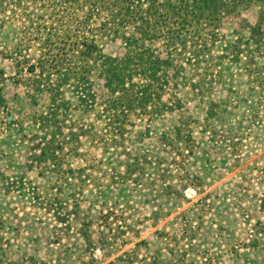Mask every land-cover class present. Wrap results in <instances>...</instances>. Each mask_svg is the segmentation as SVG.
I'll return each mask as SVG.
<instances>
[{
  "label": "trees",
  "instance_id": "16d2710c",
  "mask_svg": "<svg viewBox=\"0 0 264 264\" xmlns=\"http://www.w3.org/2000/svg\"><path fill=\"white\" fill-rule=\"evenodd\" d=\"M0 36V56L15 69L7 76L0 66V110L7 114L0 122L9 130L18 125L31 168L55 175V196L47 200L64 193L77 199L108 154L124 153L129 173L151 163L130 142L139 124L182 109L183 92L204 106L205 131L214 138L248 134L263 121L264 0H0ZM106 39L120 40L121 51L106 53ZM239 76L247 92L234 85ZM9 79L34 105L44 102L28 126L8 108ZM162 142L177 149L182 142L186 154L197 146L183 127ZM56 220L70 225L65 216ZM89 227L81 228L86 238ZM5 228L0 215V264H20Z\"/></svg>",
  "mask_w": 264,
  "mask_h": 264
},
{
  "label": "rangeland",
  "instance_id": "374dc122",
  "mask_svg": "<svg viewBox=\"0 0 264 264\" xmlns=\"http://www.w3.org/2000/svg\"><path fill=\"white\" fill-rule=\"evenodd\" d=\"M103 46L108 54L122 49L120 40L106 39ZM0 66L7 76L14 75L11 60L0 56ZM96 83L98 90V79ZM233 83L247 92L246 77ZM4 95L25 126L35 111L44 109V102L34 105L27 90L10 79ZM182 97V109L137 127L138 137L130 146L151 163L129 173L124 153L108 154L75 200H66L65 193L63 200H47L55 196V175L31 168L14 130L18 125L9 130L0 122V215L14 260L264 264V117L248 134L238 129L240 134L227 140L214 138L205 131L204 106L186 92ZM5 117L0 110V118ZM179 127L192 131L197 144L193 154L181 149L182 142H177L179 149L164 146L163 137L174 138ZM8 179L16 182L9 190L4 184ZM58 214L70 220L69 227L56 220ZM85 223L90 226L87 238L81 233Z\"/></svg>",
  "mask_w": 264,
  "mask_h": 264
},
{
  "label": "water",
  "instance_id": "95a60500",
  "mask_svg": "<svg viewBox=\"0 0 264 264\" xmlns=\"http://www.w3.org/2000/svg\"><path fill=\"white\" fill-rule=\"evenodd\" d=\"M192 192H195V190H192Z\"/></svg>",
  "mask_w": 264,
  "mask_h": 264
}]
</instances>
